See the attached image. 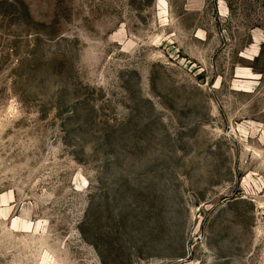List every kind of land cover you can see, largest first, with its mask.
<instances>
[{"label": "rangeland", "instance_id": "374dc122", "mask_svg": "<svg viewBox=\"0 0 264 264\" xmlns=\"http://www.w3.org/2000/svg\"><path fill=\"white\" fill-rule=\"evenodd\" d=\"M0 264H264V0H0Z\"/></svg>", "mask_w": 264, "mask_h": 264}]
</instances>
